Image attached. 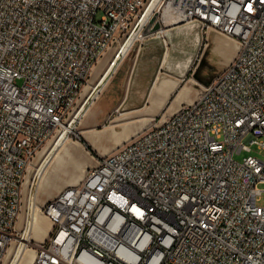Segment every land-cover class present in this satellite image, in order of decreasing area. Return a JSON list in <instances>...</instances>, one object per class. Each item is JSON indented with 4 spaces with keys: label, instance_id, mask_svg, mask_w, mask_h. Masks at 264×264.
I'll use <instances>...</instances> for the list:
<instances>
[{
    "label": "built area",
    "instance_id": "2783aa9c",
    "mask_svg": "<svg viewBox=\"0 0 264 264\" xmlns=\"http://www.w3.org/2000/svg\"><path fill=\"white\" fill-rule=\"evenodd\" d=\"M181 24L229 37L234 57L42 205L31 264H264V160L234 159L264 149V0H0V264L23 235L28 166L72 122L96 62Z\"/></svg>",
    "mask_w": 264,
    "mask_h": 264
},
{
    "label": "crops",
    "instance_id": "0c3cea01",
    "mask_svg": "<svg viewBox=\"0 0 264 264\" xmlns=\"http://www.w3.org/2000/svg\"><path fill=\"white\" fill-rule=\"evenodd\" d=\"M224 42L229 44L230 53L234 43L217 38L209 31L203 34L194 24L168 27L162 36L148 34L135 41L107 76L79 126L93 130L101 124L105 126L109 121L107 129L93 130L103 137L102 143L118 127L122 135L127 136L147 128L158 115L170 114L181 103L194 99L189 96L193 89L192 82H184L186 71L200 50L204 51L206 47H209L207 53H211L213 61L220 58V53L226 50L220 45ZM116 120L134 123L118 126L111 122ZM88 137L90 142L97 143ZM115 139L118 143L120 135Z\"/></svg>",
    "mask_w": 264,
    "mask_h": 264
},
{
    "label": "rangeland",
    "instance_id": "374dc122",
    "mask_svg": "<svg viewBox=\"0 0 264 264\" xmlns=\"http://www.w3.org/2000/svg\"><path fill=\"white\" fill-rule=\"evenodd\" d=\"M209 32L214 33L217 38H224V39H227L228 41H230L232 44L235 43L232 39H230L229 37H227L221 33H218L215 31L213 32V30H209ZM204 42H205V40H204ZM220 45L223 46L224 48H226L225 52L220 53V58H217L216 61H213L211 59V53H209V54L207 53V49L209 47H206V48H204V51L200 50L195 61L191 65L190 69L188 71H186V76H185L184 82L185 83L192 82V87H193V89L189 95L190 97L195 98L201 89V85L205 81L210 80L218 70H220L221 68H223L227 64L226 57L229 53V44L224 42V44H220ZM111 55H112L111 51L106 52L104 54V56H102L98 60V62H96L94 67L92 68L90 75L87 77L86 81L84 82V84L82 86L78 105H77L75 111H77L79 109L81 103L83 102V100L88 95V92H89L91 86L97 82L99 77L105 71V69L109 63ZM98 92L99 91H97L96 94L90 99L89 103H91L94 100V98L96 97ZM168 104L165 106V109L168 107ZM75 111L73 112V115H74ZM167 115H169V114H166L164 117H166ZM160 117H161V114L158 115L157 117H155V119L152 120L151 123H153V122L157 123L160 120ZM81 119H82L81 121L76 120L73 123L71 131L68 133V139L65 142V144L70 143L72 145V149H73L72 151L75 154L74 155L75 158H74V156H71V157L68 155L64 156V154H62L61 148H59L56 151V154L61 153L62 161L56 167V169L51 170L49 173V176L51 178L49 181V182H51L50 186L43 189L42 191H34V197H33L34 200H32V203L38 209L39 213L43 216L42 217L41 215H39L40 218H43L47 223L49 222V220L41 212L42 205L47 200H49L53 196H55L58 191L62 190L63 188H65L67 186L74 185L82 179V177H81L78 181L74 182L75 180H73V178H72L73 175L79 176V174L85 173L86 169L93 167L97 164V160L99 159L100 156L108 153L116 145L120 144L122 141H124L130 137V136H127L124 134L122 135L121 128L118 127V129H115L116 132L111 135L112 137L108 136L109 139H107L105 142L102 143L103 137H101L98 133L94 132L93 130L107 129V126H109V125H107L109 123V121H107L105 123V126L101 124L97 127H94L95 129L92 130L88 127H82V126L80 127L79 125H80V123L82 125V121L84 118H81ZM111 122L118 124V126L119 125H121V126L127 125L130 122L134 123V121H127V120H116V121H111ZM117 135H120V140L118 141V143H116V141H115L116 140L115 138ZM88 136H90L92 139H95L97 141V143L94 144V143L90 142ZM111 138L113 139V141ZM81 139L84 140V143L81 141ZM53 142H54V140L46 146L45 152L47 149L50 148V146L52 145ZM87 146H89L90 148H88ZM248 154H250L256 158H259L261 160H264V149H260L255 145H251V150L249 152L241 151L240 153H236L234 155V159L236 161H241V159ZM42 156L43 155H41V156L39 155V156H36L34 158L32 168H34V166H36V165L38 166L40 164V162L42 161V159H41ZM51 162L52 161H49L48 164H46V166H45L46 170H48L50 168V166L52 164ZM79 164L81 166H83V172L82 173H81L80 167H78ZM32 174H33V172L31 169V171L29 173L30 179L32 177ZM28 185L26 184L24 189H23V185H22V198H21L22 201H21V207H20L19 215H18V218L16 221V228L19 231V234H18L19 236L23 232V230L21 229V227L23 226V222H24L23 216L25 215V213L29 212V209H28L29 199L27 198ZM260 187L264 188V184H261ZM33 188H34V186H33ZM40 192H42V193H40ZM262 198H264V193L262 195ZM39 213L37 212V214H39ZM35 238L37 240H29L28 242H26L27 249L24 251L25 253H24L21 264H30L31 263L32 257L34 254V252H33V249L35 247L34 242H39L41 240V239H38V237H35ZM17 244H18L17 241H15L13 244V248ZM9 259H10V253H7L3 259L2 264H10Z\"/></svg>",
    "mask_w": 264,
    "mask_h": 264
},
{
    "label": "bare ground",
    "instance_id": "6f19581e",
    "mask_svg": "<svg viewBox=\"0 0 264 264\" xmlns=\"http://www.w3.org/2000/svg\"><path fill=\"white\" fill-rule=\"evenodd\" d=\"M134 39H135V36L132 35L129 38V40H127L121 46V53H119V56H121L122 53H125L129 49V47L131 46V43H132V41ZM235 49H237V44L236 43H234V45L232 47V50L229 53V59H228L227 63H229L231 61V59L234 57V54L236 52ZM110 62H111V60L109 61L105 71L99 77L97 82L91 86V88H90V90L88 92V95L86 96V98L81 103L79 109L77 111H75V113H74V115L72 117V122L70 123V125L65 127L62 135L56 141H54L52 143V145L50 146L49 149L46 150V152H45V148H46L47 145L37 154V156H39V155L40 156L43 155V156L41 157V159H42L41 165L39 166L40 168L38 167L37 176H36V179L34 181V188H32L31 190L29 189L30 188L29 186H30V183H31V179L29 177V173H30L31 169H32V172H34V170L37 168V165L34 166V168H32V166H33V161H32L29 164V166H28L27 173H26V176H25V180H24L22 185H23V189H24L26 184L27 185L29 184L28 185V189H27V198L29 199V202H28L29 212L25 213V215L23 216V221L24 222H23V226L21 227V229L23 230V235L20 238L21 240H20L19 244L17 246H15L14 248L12 247V248H10L8 250V253H10V259H9L10 260V264H21L23 256H24V253H25L24 251L27 249L26 242H28L29 240H37L35 237H38V239H41V240L44 239L46 234H47V232L50 229V223L49 222L47 223L43 218H40L39 215H41V214L39 213L38 209L32 203V200H34L33 199L34 191H42L43 189H45L48 186H50L51 182H49V181H50L51 178L49 176V173H50L51 170L56 169V167L62 161L61 153L60 154H56V151L59 148H61L62 154H64V156L68 155V156L71 157V156L75 155L74 152L72 151L73 150L72 149V145L70 143H66L65 144L66 140L68 139V133L71 131L73 123L76 120L81 121L82 120L81 118H84L85 116H87L88 110H89V105H90V103H89L90 99L104 85L107 76L111 73V71L113 70L114 66L116 65L115 63H114V65H110ZM74 158H75V156H74ZM49 161H52L51 162L52 164H51L50 168L48 170H46L45 166H46V164H48ZM78 167H80L81 173H82L83 172V166H81L79 164ZM86 170H85V173H86ZM85 173H83V174H85ZM83 174H79V176H74L73 175L72 178H73V180H75L74 182L78 181L82 176H84ZM40 193H42V192H40ZM37 212L39 214H37ZM26 219L28 221L27 225H25V220ZM33 252H34V250H33ZM32 259H33V257H32Z\"/></svg>",
    "mask_w": 264,
    "mask_h": 264
},
{
    "label": "water",
    "instance_id": "95a60500",
    "mask_svg": "<svg viewBox=\"0 0 264 264\" xmlns=\"http://www.w3.org/2000/svg\"><path fill=\"white\" fill-rule=\"evenodd\" d=\"M160 28V23L156 20V15H154L148 25L145 27V29L143 30V34H147V33H152L157 31ZM208 81H205L204 83H207Z\"/></svg>",
    "mask_w": 264,
    "mask_h": 264
},
{
    "label": "trees",
    "instance_id": "16d2710c",
    "mask_svg": "<svg viewBox=\"0 0 264 264\" xmlns=\"http://www.w3.org/2000/svg\"><path fill=\"white\" fill-rule=\"evenodd\" d=\"M81 141L84 143V140L83 139H81ZM88 148H90L89 146H87Z\"/></svg>",
    "mask_w": 264,
    "mask_h": 264
}]
</instances>
